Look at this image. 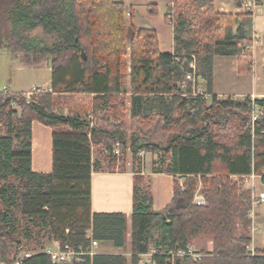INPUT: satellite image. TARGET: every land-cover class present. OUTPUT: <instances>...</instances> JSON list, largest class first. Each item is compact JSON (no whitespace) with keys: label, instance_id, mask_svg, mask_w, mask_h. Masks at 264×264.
<instances>
[{"label":"trees","instance_id":"1","mask_svg":"<svg viewBox=\"0 0 264 264\" xmlns=\"http://www.w3.org/2000/svg\"><path fill=\"white\" fill-rule=\"evenodd\" d=\"M247 1L235 0L243 12L226 13L215 9L214 0H172L164 22L173 29L174 49L164 52L156 29L133 23L126 0H0V48L30 66L46 61L51 70V91L27 97L0 90V125H6L0 135L2 260L69 264L53 262L46 251L21 257V239L45 230L61 248L87 251L91 235L125 252L126 214L92 210V173L102 163L93 158V147L108 153L112 170L119 143L121 166L127 149L135 157L146 149L160 154L155 171L180 174L184 183L175 181L173 199L157 211L151 185L136 169L130 261L124 253L97 251L73 264H141L149 253L151 263L144 264H264V247L252 244L253 191L232 177L261 173L264 139L253 159L250 97L219 98L212 90L216 55L236 56L239 73L253 71L255 11L244 7ZM147 8L159 14L155 4ZM129 53L130 99L122 88ZM193 55L200 59L196 76L207 81L202 94L198 82L186 80ZM84 96L98 115L95 124ZM13 103L21 110L17 119ZM34 120L53 129L50 172L32 168ZM261 129L264 121L257 122ZM199 183L205 205L194 203ZM201 237L212 238L210 250L193 245Z\"/></svg>","mask_w":264,"mask_h":264},{"label":"crops","instance_id":"2","mask_svg":"<svg viewBox=\"0 0 264 264\" xmlns=\"http://www.w3.org/2000/svg\"><path fill=\"white\" fill-rule=\"evenodd\" d=\"M215 9L218 12L226 13H241L243 7L235 4V0H214ZM254 45L249 49L255 56L258 53L261 59V66L264 67V42L260 44V39H264V0L256 3L254 8ZM165 13V12H164ZM164 22V18H163ZM165 23V22H164ZM150 28V27H149ZM155 29V28H154ZM173 32V29L171 27ZM174 39V34H173ZM174 49V40L171 50ZM228 74L230 78H228ZM256 81H255V79ZM264 82V77L260 74L257 76V71L253 70L250 73H239L237 69L236 56H220L216 55L213 58V94L219 98L234 96L237 98H245L255 93L257 96L264 95V89L251 90L248 88L249 82L255 83ZM199 87L207 90V81L204 77H198ZM34 89V88H33ZM207 97L211 96L206 94ZM53 129L41 122L34 120L32 123V168L35 172H50L52 170V141ZM154 166H148L139 169L141 175L148 176V182L151 185L154 209L159 211L167 206L174 196V184L178 181L181 185L184 183V176L178 174H170L166 172H158L154 170ZM137 172L135 170H113V171H94L92 173V210L93 212H122L125 213L128 220V226L131 230V219L133 212V195H134V177ZM247 181L254 186V193L264 192L263 178L258 175L254 178H247ZM253 223L258 228L254 231L257 233L253 236L257 241L254 247H264V203L259 204L253 209ZM110 244L111 242H106ZM59 246L57 245V248ZM211 249V246H210Z\"/></svg>","mask_w":264,"mask_h":264},{"label":"rangeland","instance_id":"3","mask_svg":"<svg viewBox=\"0 0 264 264\" xmlns=\"http://www.w3.org/2000/svg\"><path fill=\"white\" fill-rule=\"evenodd\" d=\"M172 0H126L127 3V9L130 11L132 9L133 11V23L137 27H150L155 28L157 30L160 46L162 51L169 52L172 47L173 43V32L171 30V25L166 24L163 22L164 18V12L167 9V6L171 4ZM155 4L156 7L159 10V14L152 15L148 12V5L149 4ZM128 20H129V12H128ZM38 34L39 31L34 32V34ZM264 42V39H260V44ZM201 50L200 47V52ZM200 55H204L201 54ZM199 57L193 55V61L199 62ZM254 68L253 70L257 71V76L260 74L261 77H264V67L261 66V59L256 53L254 56ZM124 63L126 64V69L124 68L123 71V84L122 88L127 92L128 98L131 97V79H130V53L127 54L124 57ZM197 64H196V71H197ZM241 74V73H240ZM201 76V75H199ZM230 78V75L227 76ZM255 79V77H254ZM256 81V79H255ZM252 84L253 82H249L248 88L251 90L252 88H255L256 91L259 89H264V82L260 81L258 79V82ZM8 89L11 92H26L27 97H30L32 95H38L40 93L51 91V70L50 66L48 65V62L41 61L38 64H34L33 66H30L28 64L23 63L22 57H13L9 50L7 48H0V90ZM34 88V89H33ZM253 94V93H252ZM209 103L211 101V96L208 97ZM91 98L83 97V105L89 106L87 110L88 117L94 121V124L97 122L98 115L92 111L91 106ZM15 109L18 111L17 114L14 116L16 119L20 115V108L15 104ZM69 112L66 111L65 114H68ZM127 119H130L129 113L127 114ZM6 125H0V135L4 134ZM100 147H93V158L94 159H100L101 160V171H113V170H120V171H127V170H138L141 168H144L141 163L138 162L137 158L133 155V153L127 149L124 153L125 158V164L124 166H121V161L119 162L117 159L114 163V167L111 170L108 167L106 155L108 153L103 149H99ZM102 148V147H101ZM121 158V156H120ZM119 158V159H120ZM160 160V154L159 153H153L151 152L149 155L146 156V162H145V168L148 166H152L155 164V162H159ZM262 178L264 176V167L259 174ZM144 176V182L145 184H148V176ZM234 180H236L240 185H242L243 188L251 189L254 193V186H252V183L247 181L245 177H239V176H232ZM11 182L16 183L14 178H11ZM199 186H201L200 192L203 193V184L199 183ZM197 192V191H196ZM130 228L128 230L127 234V246L125 249V252L122 250H119L113 246H109L110 244H105L103 242H100V244L95 248L96 251H112V252H120L124 253L128 260L130 261L131 257V233ZM254 235L257 233L252 232ZM23 243V252L21 254L22 258L27 257V254H35L40 251H46L47 249H57V245L59 242L55 241L53 237H50L48 234V231H42L40 237L36 238L34 237L31 240H27L26 238H22ZM257 241L254 240V244ZM253 244V240H252ZM193 245L198 249H205L210 250V246L212 248V238L210 237H201L196 240H194ZM131 264V263H129Z\"/></svg>","mask_w":264,"mask_h":264},{"label":"built area","instance_id":"4","mask_svg":"<svg viewBox=\"0 0 264 264\" xmlns=\"http://www.w3.org/2000/svg\"><path fill=\"white\" fill-rule=\"evenodd\" d=\"M256 0H248L244 7H249L254 9L256 6ZM190 67L192 68V72L187 73L186 75V80L188 81H192V82H198V77L195 74L196 71V64L195 61H192L190 64ZM197 93L202 94L204 91L198 87L196 89ZM250 99H251V103H252V115H251V120L249 123V129L251 130V136H252V146H251V151H252V156L253 159L255 157L256 154V145L259 143L260 139H264V129L261 130H257V122L259 121H264V106L261 105L259 103L260 100L264 101V95L263 96H257L255 93L249 95ZM13 105H15V103H13ZM151 152L147 151L146 149H139L136 155V158L138 160L139 163H141V165L143 167H145V162H146V156L149 155ZM113 154L117 157V159L120 158L121 156V148H120V144L117 143L114 148H113ZM255 176H258V174H256L255 172H252L249 175L243 176L246 179L248 177L250 178H254ZM201 186H199V188L197 189V192L195 194L194 197V203L196 205H205L206 204V199L204 194H202L200 192ZM264 203V192L261 193H253V207H257L259 204ZM253 212V211H252ZM250 213V216L254 217L253 213ZM258 227L255 226V224L253 223V228L252 231L254 232ZM91 239V243H90V248L85 251V249H83V246H80L78 249H75L74 247L70 246V245H65V248H61L60 244L58 243V248L57 249H47L46 252L49 253L51 255V259L53 262L56 263H69V264H73L74 261L76 260H80L81 255L83 254H89V255H93L95 252H97L95 250V248L100 244V242L96 239H93L91 237V235L88 236ZM122 250V249H119ZM251 250L254 251V247L251 246ZM120 253V252H119ZM180 254H183L182 252H180ZM190 254L194 255L195 258H200L201 254L196 252L195 249H190ZM30 254H27V257H29ZM151 256L152 254H142L140 257V263L144 264V263H151ZM26 258V257H25ZM0 264H9L6 263L4 260L1 259L0 257Z\"/></svg>","mask_w":264,"mask_h":264}]
</instances>
